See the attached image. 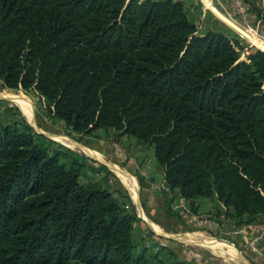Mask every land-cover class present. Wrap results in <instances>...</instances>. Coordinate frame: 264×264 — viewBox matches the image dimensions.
<instances>
[{"label": "trees", "instance_id": "trees-1", "mask_svg": "<svg viewBox=\"0 0 264 264\" xmlns=\"http://www.w3.org/2000/svg\"><path fill=\"white\" fill-rule=\"evenodd\" d=\"M0 84L33 87L73 131L153 145L182 196L264 221V51L199 34L181 1L0 0ZM3 112L0 264H198L149 255L132 204L83 181L105 166Z\"/></svg>", "mask_w": 264, "mask_h": 264}, {"label": "rangeland", "instance_id": "rangeland-1", "mask_svg": "<svg viewBox=\"0 0 264 264\" xmlns=\"http://www.w3.org/2000/svg\"><path fill=\"white\" fill-rule=\"evenodd\" d=\"M177 1H181L188 18L195 24L199 34L204 35L210 30L204 28L207 19L212 22L218 21V19L211 17L207 19L193 17L189 10V4L196 5L194 0ZM214 32H224L229 35L232 40L243 46L244 53L251 52L254 48L264 51L260 46L252 44L260 41H254L251 36L247 38L235 27L230 26L225 31ZM2 91L26 98L30 102L32 115L28 116L13 98L0 96L1 117L4 116V107H10L19 118H22L32 127L34 132L43 134L49 139L67 146L70 150L93 160L95 159L91 157V152L97 157L101 155L85 149L83 146L89 147V144H92L103 147L104 162L95 161L101 163L107 170L87 161L94 170L87 171V177L83 178V181L88 178L103 187L113 189L115 196L121 198L126 204L127 201L132 204V211L137 217L132 224L133 230L143 238L141 246L145 247L149 255L156 254L161 257H168V250L171 248L182 259L198 264H242V260L248 264H264L251 253L240 250L238 247L240 238L238 236H228L224 233L223 227L214 226V223L219 225L222 221L225 224L239 223V225L264 224V221L248 222L250 218L246 216L241 218L230 216V213L233 212L232 208L224 206L215 196H196L190 199L182 196L178 188L170 187L165 180L164 167L158 163L154 155L153 145L142 143L135 136L124 134L113 128H99L88 134L68 129L63 121L55 117L52 111H49L45 98L33 87L26 90L23 88L11 89L0 84V92ZM108 161L112 163L110 166H107ZM113 167H120L136 184V198L125 185L122 175L117 174ZM205 220L208 222H204ZM209 222L213 223L209 224ZM196 232L203 233L218 244L232 246L239 255L238 258L229 254L226 255L225 252L219 250L217 245H213V248H206L182 240L183 234Z\"/></svg>", "mask_w": 264, "mask_h": 264}, {"label": "crops", "instance_id": "crops-1", "mask_svg": "<svg viewBox=\"0 0 264 264\" xmlns=\"http://www.w3.org/2000/svg\"><path fill=\"white\" fill-rule=\"evenodd\" d=\"M194 1H196V5L189 4V7H190L189 10L193 14V17L195 18L204 17L206 19L208 17L209 18L211 17V18L218 19V21L216 22L208 21L207 19L206 20L207 23L206 24L204 23V28L210 29L212 31H225V29L229 28L230 26L237 28V24H236L237 17L229 13L228 10H226L223 7L224 0H194ZM242 1L245 4H247L251 9L249 24L254 29H256L258 33L264 34V0H242ZM250 36L254 38V41L256 42L260 41L259 43H252V44L258 45L264 50V46H261V45H264V41L258 38L256 39L255 35H250ZM97 131H100V130H97ZM83 148L99 153L102 156L103 160L97 159L91 155L90 156L94 158L95 160H97L98 162H101V163L104 162L105 155H104L103 147L101 145L94 146L92 144L91 145L89 144V147L83 146ZM107 166H110V162L107 163ZM134 196L136 197V195ZM220 224L224 225L223 228L228 229L227 224H225L224 221L220 222ZM214 226H215V223H214ZM253 232H255V230L247 229L246 235L238 236L240 238L239 241H243L246 237L251 235Z\"/></svg>", "mask_w": 264, "mask_h": 264}, {"label": "built area", "instance_id": "built-area-1", "mask_svg": "<svg viewBox=\"0 0 264 264\" xmlns=\"http://www.w3.org/2000/svg\"><path fill=\"white\" fill-rule=\"evenodd\" d=\"M223 7L228 10L229 13L237 17V29L243 35L247 38H249L250 35H255L256 39L258 38L264 41V34L258 33L257 30L249 24L251 9L247 4L242 0H224ZM204 222L208 221L205 220ZM210 223L213 222H209V224ZM215 226L224 227L223 224L218 225L217 223H215ZM224 229V233L228 236L246 235L247 229L255 230V232L246 237L243 241L238 242V247H240V250L251 253L257 260H261L264 263V224L248 223L236 226L232 225L231 228Z\"/></svg>", "mask_w": 264, "mask_h": 264}, {"label": "bare ground", "instance_id": "bare-ground-1", "mask_svg": "<svg viewBox=\"0 0 264 264\" xmlns=\"http://www.w3.org/2000/svg\"><path fill=\"white\" fill-rule=\"evenodd\" d=\"M261 46H264V45H261ZM0 96H5V97L13 98L14 101L17 102V104L23 109V111L28 116H31L32 115V108H31L30 102L26 98H24L23 96H21V95H14V94H7L4 91L0 92ZM26 118H27V116H26ZM90 154L92 156L96 157V158L103 159L102 156H98L97 157L92 152ZM110 165H111V162H110ZM113 169L117 172V174L122 175V177L124 178V183L126 184V186L131 190V192H133L134 195H136L137 194L136 193V190H135L136 184L132 180L129 179V177L124 173V171H122L120 169V167L119 168L113 167ZM157 230L159 231L160 229H157ZM182 240H184L185 242H188L189 241L192 244L199 245V246H203V247H206V248H213V245L214 246L217 245L219 247V250L225 252L226 255L229 254V255L234 256L236 258H238V256H239L236 253V251L231 246H227V245L220 244V243L218 244L215 241L211 240L210 237H207V236L203 235V233H201V232L183 234L182 235ZM242 264H248V263L246 261H243L242 260Z\"/></svg>", "mask_w": 264, "mask_h": 264}]
</instances>
